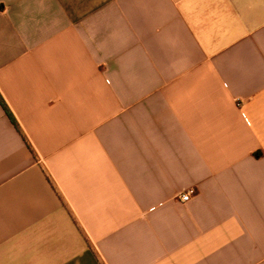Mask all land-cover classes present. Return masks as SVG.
Listing matches in <instances>:
<instances>
[{"label": "crops", "instance_id": "0c3cea01", "mask_svg": "<svg viewBox=\"0 0 264 264\" xmlns=\"http://www.w3.org/2000/svg\"><path fill=\"white\" fill-rule=\"evenodd\" d=\"M0 95V264H264V0H0Z\"/></svg>", "mask_w": 264, "mask_h": 264}, {"label": "trees", "instance_id": "16d2710c", "mask_svg": "<svg viewBox=\"0 0 264 264\" xmlns=\"http://www.w3.org/2000/svg\"><path fill=\"white\" fill-rule=\"evenodd\" d=\"M0 100H1L2 104L4 105L6 111H7V112L10 114V116H11V111H10V109H9V107H8V105H7V103L5 102V100L1 97V95H0ZM11 117H12V116H11ZM15 123H16L17 127L19 128V125L17 124L16 121H15Z\"/></svg>", "mask_w": 264, "mask_h": 264}, {"label": "built area", "instance_id": "2783aa9c", "mask_svg": "<svg viewBox=\"0 0 264 264\" xmlns=\"http://www.w3.org/2000/svg\"><path fill=\"white\" fill-rule=\"evenodd\" d=\"M191 193H192V191L190 193L184 194L182 196L183 201H188L191 198Z\"/></svg>", "mask_w": 264, "mask_h": 264}]
</instances>
